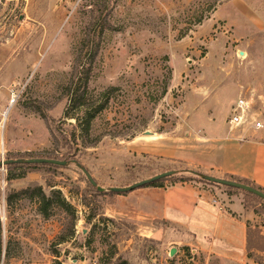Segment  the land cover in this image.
<instances>
[{"label": "rangeland", "instance_id": "obj_1", "mask_svg": "<svg viewBox=\"0 0 264 264\" xmlns=\"http://www.w3.org/2000/svg\"><path fill=\"white\" fill-rule=\"evenodd\" d=\"M240 97L264 122V0H0V113L9 110L0 161L2 153L69 161L12 180L0 167V264H241L188 236L152 235L166 223L118 214L126 193L110 190L171 170L163 185L215 184L191 163L205 160L211 141L264 140V127L231 128ZM69 104L80 118L103 110L83 131L65 117ZM39 186L53 198L47 214ZM225 189L260 230L264 199ZM55 191L73 208L57 204Z\"/></svg>", "mask_w": 264, "mask_h": 264}, {"label": "crops", "instance_id": "obj_2", "mask_svg": "<svg viewBox=\"0 0 264 264\" xmlns=\"http://www.w3.org/2000/svg\"><path fill=\"white\" fill-rule=\"evenodd\" d=\"M211 142L205 160L191 162L194 167L264 189V140ZM226 187L197 180L140 187L120 195L125 207L118 214L138 222L166 223L151 230L158 238L181 241L188 236L193 243L205 245L211 254L236 263L260 264L248 256L247 232L254 222L253 212L247 210L238 193H230ZM260 230L264 236V224Z\"/></svg>", "mask_w": 264, "mask_h": 264}, {"label": "trees", "instance_id": "obj_3", "mask_svg": "<svg viewBox=\"0 0 264 264\" xmlns=\"http://www.w3.org/2000/svg\"><path fill=\"white\" fill-rule=\"evenodd\" d=\"M71 102L72 101H70V103ZM72 104H73V102H72ZM74 104H76V106L78 107V104H80V103L76 102ZM71 109H72L71 104H69V107H67L66 111H65V117L75 118L76 121L78 122L79 126L82 127L83 131H89L92 119L95 118V116L103 110V106H99L96 109L89 110L87 115H86L87 116L86 118H80L77 116L75 117V115L72 114ZM21 158H23V157H21ZM9 159H16V158H9ZM46 165H52V164H46V163H44V164H41V163L40 164L10 163L8 165H5V166H8L10 168L7 179L12 180L14 178L24 177L26 175L27 170L37 169L39 167L46 166ZM11 168H18V169H21V171L19 173H13L11 171ZM194 174L197 175L196 173H194ZM181 181H187V180H181ZM147 186H163V184H162V181L159 180V181H155V182H153ZM258 189L264 191V189H262L260 187ZM27 190L28 189H25L23 192H25ZM37 190H38L37 196H38V198L40 200V204H41L40 205L41 212L44 214H47V210L50 207L51 203L53 202V198H52V196H48L44 192V190L41 186L37 187ZM56 194H58L60 196L59 197V203H57V204L63 205L66 208H71V209L73 208V206L68 201H66V199L64 197H62V195H60L61 194L60 191H55L54 195H56ZM8 201H11L10 197H8ZM2 230H3V223H2L1 215H0V259L2 256V245H3ZM65 240L66 239H63V241H65ZM247 241H248V250H249L248 256L250 258H254L258 263L264 264L261 260L256 258V254L254 253V251L264 253V236L261 234V230L257 229L256 231H253L252 226H248ZM259 241H262L263 243L261 244V243H259ZM55 253H56L55 256L59 257L58 252L55 251ZM54 264H64V261L59 260V259H54Z\"/></svg>", "mask_w": 264, "mask_h": 264}, {"label": "water", "instance_id": "obj_4", "mask_svg": "<svg viewBox=\"0 0 264 264\" xmlns=\"http://www.w3.org/2000/svg\"><path fill=\"white\" fill-rule=\"evenodd\" d=\"M146 133H150V131H147ZM78 167H80L83 172L86 174L88 180L92 183V185H94L95 187H97L98 190L100 191H104L105 188L101 187L98 185L97 181L92 177V175L89 173V171L83 167L80 163L74 161ZM10 163H20V164H53V165H60V166H66L69 164V161L67 160H61V159H55V158H41V157H33V158H17V159H7V160H3L0 161V167L1 166H5L8 165ZM177 171L176 170H171V171H166L160 174H157L153 177L144 179L142 181H139L137 183H134L130 186H126V187H111L110 190L117 192V193H127L130 191H133L135 189H138L140 187H145L155 181H159L162 180L166 177L172 176L174 174H176ZM199 177H201L202 179L209 181L211 183H215V184H219V185H225L228 187H232V188H237V189H242L244 191L253 193L259 197H261L262 199H264V191L258 189L257 187L247 184V183H243V182H238L235 180H230V179H224V178H220V177H216V176H212V175H208V174H203V173H198L195 172ZM177 252V248L174 247L171 249L170 253L171 255H175V253Z\"/></svg>", "mask_w": 264, "mask_h": 264}, {"label": "built area", "instance_id": "obj_5", "mask_svg": "<svg viewBox=\"0 0 264 264\" xmlns=\"http://www.w3.org/2000/svg\"><path fill=\"white\" fill-rule=\"evenodd\" d=\"M15 102V99H13ZM11 101V103H13ZM233 113L229 119L231 128H241L251 126L255 129L264 127L262 115L258 112L251 99L247 97H240L233 107ZM9 114V110L0 113V120H5ZM4 160V153H2V161Z\"/></svg>", "mask_w": 264, "mask_h": 264}, {"label": "bare ground", "instance_id": "obj_6", "mask_svg": "<svg viewBox=\"0 0 264 264\" xmlns=\"http://www.w3.org/2000/svg\"><path fill=\"white\" fill-rule=\"evenodd\" d=\"M147 134H150V133H147ZM151 137H152V138H157V136H156V135H152Z\"/></svg>", "mask_w": 264, "mask_h": 264}]
</instances>
